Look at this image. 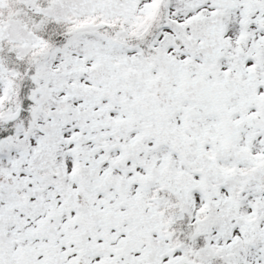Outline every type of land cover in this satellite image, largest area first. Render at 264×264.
I'll list each match as a JSON object with an SVG mask.
<instances>
[{"label": "snow or ice", "instance_id": "1", "mask_svg": "<svg viewBox=\"0 0 264 264\" xmlns=\"http://www.w3.org/2000/svg\"><path fill=\"white\" fill-rule=\"evenodd\" d=\"M0 264H264V0H0Z\"/></svg>", "mask_w": 264, "mask_h": 264}]
</instances>
